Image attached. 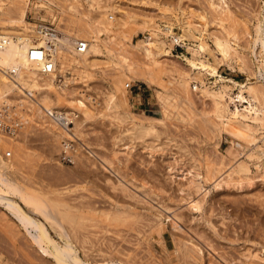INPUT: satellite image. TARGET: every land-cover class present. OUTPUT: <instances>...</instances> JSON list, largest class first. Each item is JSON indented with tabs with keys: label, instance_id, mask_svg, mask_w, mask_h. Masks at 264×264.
Returning <instances> with one entry per match:
<instances>
[{
	"label": "rangeland",
	"instance_id": "1",
	"mask_svg": "<svg viewBox=\"0 0 264 264\" xmlns=\"http://www.w3.org/2000/svg\"><path fill=\"white\" fill-rule=\"evenodd\" d=\"M39 1L32 0L30 9L27 10L26 20L30 28L34 29L37 25H46L54 29L69 31L72 34H81L83 37L86 36V38L89 34L90 37H93L94 34L96 36V33L93 34V32L100 30L102 40L100 45L104 54L97 58L99 59L96 61L97 64L95 63L87 73H82L77 69H70L62 74L61 67H59L57 86L61 85V88L66 89V91L64 93L62 89L57 90V92L52 91L51 100H56V104L59 107L54 105L55 107L62 110L67 109V111L72 110L77 114V122L69 125V130L73 133V136L69 138V150L64 147L66 145L64 139L67 136H62L60 129H57L60 134L57 138V135L54 136L55 133L53 131L48 132L49 128L45 126L43 121H50V119L48 117L46 119V114L42 110L43 107L38 105L37 102H24L26 99L23 98L24 96L19 90H16L4 101H0V120L1 118L3 119L0 121V155L5 156V153H11V155H8V160L12 164L7 173L8 177L16 182L24 193L35 194L42 199L44 207L57 215L59 223L70 235L73 245L79 250L81 258H85L83 253L86 250V259L89 258L90 254L95 255H91V258L87 259L89 264L96 261L95 253H98V249L101 248L102 251L100 250L98 253L100 257L112 256L118 252L120 256L116 254V256H119L117 259L121 258L123 260L124 258L125 260V258H128L126 259L127 261L131 258L132 261H127L129 264H251L252 262H249L248 257L252 253L259 254L260 258L264 260V166L261 165L258 168L255 164H251L250 180L244 183V188L237 189L234 188V183L241 177L233 175L231 179L227 176L230 173V164L225 158L231 147L230 145H233L234 142L236 144H241L242 142L248 147L238 160L247 162V155L255 148L254 142L252 140L243 141L228 134H224L223 139L219 138L218 133L215 131L216 129L213 127L216 117L215 114L213 115L214 107L211 100L203 97L200 91L195 89L188 96L179 95L180 90H177V86H175L179 73L190 74L193 77L197 74L196 71L192 72L188 68L187 60L192 58L188 48L199 42L198 31L206 34V42L209 48L212 49L205 54L206 58L214 65L217 64L215 59L217 50L211 39L215 21H223L229 30L232 29L231 33L235 36L234 40L236 45H238L237 49L247 62V66L242 71H240L233 60L229 62L232 67L227 63L221 62L219 74L227 79L243 83L255 71H258L259 65L261 67L264 65L263 59L259 58L257 61L255 55L252 54L251 48L253 47L252 41L256 38L258 25L262 22L264 24V11L262 10L264 0H226L232 14L229 12L224 13L223 10L221 13L219 12L220 10L217 11L211 8L209 0H102L100 7H98L99 5L91 6L88 0H81L82 9L84 10L81 9L80 14H72L67 10L65 11L68 3L62 0H44L45 4L37 12L34 8L37 5H41ZM48 7H52L53 10H49ZM114 8L116 10H113ZM112 12L115 16L111 18L116 22L110 24L102 21V23L100 22L102 25H99V21L102 19L99 17L101 13H103V16L104 13L110 14ZM130 17H136L137 20L147 18L154 21L155 25L161 29L173 26L177 34H183L187 39L184 45L182 43L173 44L170 41L167 42V45L171 47L170 53L160 57V67L152 68L138 47L139 43H141L140 41L145 40L148 34L144 35L142 32H137V26L127 24ZM94 20L96 23L98 22L97 25ZM187 22H190L191 26H194L196 30H190L186 24ZM104 24L107 26L112 25L111 29ZM0 25H2L1 21ZM85 26L86 28H84ZM87 26L90 28V32H88ZM125 34L130 36L131 40H124L123 35ZM113 39L120 49H129L133 54L131 58L134 63L132 65L134 69L131 66L133 71L125 70L124 64L120 62L115 52L111 57L108 55L110 41ZM161 41H164V39H161ZM202 79L206 87H211L214 90L219 89L222 85L219 81L214 83V78L211 76H205ZM257 81L260 84L263 83L261 78H258ZM249 82L252 81H247V83ZM228 85L233 86V83L231 82ZM111 88L121 89L119 90L120 93H118L126 101L124 112L131 119L145 123L152 122L150 118L153 117L163 120V123L156 122L155 125L159 130H163V132L160 131L161 138L159 141L160 145L164 144L161 147L163 151L161 149L158 154L164 152V156L148 157L142 147L130 153L128 150H123L122 146L118 144V138H120L121 133L128 127L130 122L128 120L120 123L119 120L111 116L105 117L103 115L105 114L104 100ZM232 92L237 94L238 90L235 86H233ZM186 97H188L187 99L190 97V99L187 100ZM38 102L40 103L41 101L38 100ZM53 103L55 104V102H50L52 106ZM164 105L168 107V111L164 109ZM37 108L42 114L36 110ZM35 111H38L39 115ZM34 112L35 114H33ZM86 112L92 113L93 116L88 118ZM34 115L37 116L35 117ZM39 116L41 119L38 118ZM14 132L17 135L15 134L16 137L13 138L12 134ZM260 144L262 145L263 143L259 142ZM62 146L67 151L64 148L62 149ZM65 151L67 153L71 151L72 153L70 152V155H68ZM91 152L93 154L96 152L94 155L98 156L91 157L93 155ZM74 155L76 158L72 161L73 159L70 157ZM87 155L91 157L89 160ZM95 158L101 165H104L102 164L106 161L104 159L110 161L113 158V166L119 171L118 175H121L120 177H122V174L124 175L122 177L124 184L126 179L128 181L130 177L136 180V184L131 178L129 179L131 183L127 182L130 188L127 189L131 190V193L126 191L127 189L125 191L119 189L123 192V194L119 195L121 197H119L118 194L121 192L117 191L118 193H115L120 186L114 178L115 175L111 176L106 170L103 171L104 169L100 168L102 166L94 160ZM223 160L226 163L221 166ZM5 161L8 162L7 159ZM125 163H128V165ZM191 164L200 166L204 189L208 191L203 201V208L199 212L192 211L189 208L185 197L186 192L190 191L194 199L203 198L202 193H197L191 188ZM219 167L223 168L222 174L224 177L226 176L227 184L229 183L230 186L228 184L220 190H215L214 181L221 174L217 172L220 169ZM172 169L177 173L183 171L184 175H176L170 178L169 172ZM120 171L122 174H120ZM214 172L216 173L214 174ZM107 174L110 175L114 183L109 182L111 181L109 175L103 180V175L106 177ZM126 176L129 177L125 179L124 177ZM106 181L110 183L111 189L109 188L110 186H107L108 183ZM232 182L233 184H231ZM131 184H133V187L138 184H144V188L147 189L138 190L136 187L132 188ZM113 185L116 190L112 188L114 187ZM132 190L137 194V196L134 195L136 199L141 197L138 199L140 202H137L138 200L136 201V199L132 200L131 195L129 196L130 198L128 197L129 194H134ZM144 190H148L149 194ZM126 192H129V194ZM123 195H127V197L122 198ZM145 195L147 196L144 197ZM58 196L65 202H62ZM109 196L113 198H109ZM55 197L56 199H54ZM113 199L115 201L118 199V204L112 201ZM16 200L18 202L21 201L19 198H16ZM142 200L148 202L145 203L143 201L142 203ZM124 203L126 207L122 206ZM1 207L0 264H38V262L39 264H45L46 262V264H49L48 261L43 260L36 248H31L29 236L26 235L25 229L22 228L23 231L20 230L21 233L16 237L21 245L18 242L16 243L17 246L11 244L12 237L10 234H12V231L9 232L8 229L11 230V228L6 226L7 224H14L13 222H17V220L2 205ZM91 208H98L99 210L94 209L91 212ZM158 208L163 213L157 210ZM167 208L168 210H165ZM104 209H107L109 214ZM101 210L105 211L103 212L104 214L101 213ZM128 211L130 214L127 213ZM117 212L122 214L118 213L119 216L116 217L114 214L116 215ZM131 213L134 214L132 215L134 221L131 217L128 218ZM140 215L144 216L145 220L141 218L142 220L140 221ZM38 216L33 215L36 219L44 221L51 235L61 244L62 242L57 232L49 222H45L43 218ZM166 216L174 218L170 219ZM77 220L82 222L78 223ZM135 220L136 223L134 224ZM224 221L225 223H223ZM86 223L87 226H94V229L98 226L101 229L99 227V229L96 228L94 230L95 234L92 235L91 233H94V231L89 226L90 229L87 228L89 231L91 230V233H86L88 231L85 228ZM97 224L98 226L95 227ZM159 224L164 225L162 235L158 232ZM79 227L80 229L83 227L85 229L79 230L77 229ZM103 227L105 230H103ZM107 229L110 231L107 232ZM98 231L100 232L98 233ZM116 231L120 232L119 235H117L118 232ZM154 231H157V233L153 234ZM86 234L87 237H84ZM98 234L99 236L97 237L96 235ZM84 238H88V242H86V239L84 241ZM91 239L93 240L90 242ZM129 241L131 242L129 243ZM25 243L29 244V246H26ZM183 244H195L200 251L187 252ZM20 246H22L21 249ZM120 248H123V250L126 248L127 251L135 249V252H128L129 254L127 255V251L125 253ZM34 249L37 251H34ZM178 249L179 252H177ZM110 251L112 255L107 254ZM102 252H105L107 256ZM32 254L34 255L32 256ZM84 258L83 260L85 261L86 259ZM92 258L94 261H91ZM252 261L253 263L256 261L264 264L261 259H253ZM118 263L120 264L119 261Z\"/></svg>",
	"mask_w": 264,
	"mask_h": 264
},
{
	"label": "bare ground",
	"instance_id": "2",
	"mask_svg": "<svg viewBox=\"0 0 264 264\" xmlns=\"http://www.w3.org/2000/svg\"><path fill=\"white\" fill-rule=\"evenodd\" d=\"M62 1L68 3V4H66L67 6H66L65 11L67 10L68 12H70L72 14H80L81 13V9H82L81 0H62ZM101 1L102 0H88V2L91 4V6L99 5L98 7H100ZM31 2H32V0H3L0 2V21L2 22V25H0V101H4L6 98H8L16 90L17 91L19 90L23 94V96H24L23 98L26 99V100H24V102H27V101H30L31 103L37 102L38 105L43 107L42 110H43V113L45 112V114H46V119L49 118L51 121L50 122L49 120L42 119V120H46L45 122L43 121V123H45V126L49 128L48 132L53 131L55 134L54 133H52V134H54V136L57 135L56 138L60 134H62V136H64V137L67 136V137H65L66 139H64V141L66 142V145L64 147L67 150H69L70 149L69 148V146H70L69 145V140H70L69 138H71L73 136L72 135L73 133H71V131L69 130V125L73 122H75V123L77 122V119H76L77 114L75 112H73L72 110L67 111V109L62 110L60 108L55 107L56 105L58 106V104H56V100H54V101L51 100V95L53 94L52 91L57 92V90H59V89H62L63 93H64V91H66V89L61 88L62 87L61 85L57 86L59 67H61V73L62 74L65 71L70 70V69H75V70L77 69L78 71H81L82 73H87L88 70H90L95 65L96 61L99 60L97 58L100 57V55L104 54L103 49L101 48V45H100L102 42L101 37H100V30L93 32V34L96 33V36L94 34L95 37L94 36L90 37V34H89V36H87V38H86V36L83 37L81 34H72V33H69V31L66 32L65 30L54 29V28L48 27L46 25H37L36 28L32 29L28 26L29 23L26 20V14L28 12L27 10L30 9ZM39 3L41 5H37L34 8L36 11L40 10V8L43 6V4H45L44 0H40ZM209 4H210L211 8H213L217 11L220 10L219 12H221V13L223 10L224 13L229 12L230 14H232L231 8H230V6L226 0H209ZM62 8H64V7H62ZM48 9L49 10L51 9V11L53 10L52 7H48ZM82 10H84V9H82ZM113 10H116V8H114ZM262 10L264 11V3L262 5ZM37 12H39V11H37ZM102 14L103 13H101V16H99L102 18L101 21H99L100 19L98 20L99 25H102V24H100V22L102 23V21H103V23H110V24H112L113 22L114 23L116 22L113 19L115 16L113 12L110 14L104 13L103 16H102ZM93 17H95V16H93ZM111 17H113V18H111ZM129 19L130 20L127 21V24H129L131 26H133V25L137 26V32H142L144 35L148 34V37L145 40L140 41L141 43H139L138 47L142 51L141 54L148 61V64H150L152 66V68L153 67L157 68L158 66L160 67V57L166 56L170 53L171 47L169 45H167V42L170 41L173 44L182 43L184 45L185 40L187 39V38H185V36L183 34L182 35L177 34L175 32L173 26H167L166 29H161L160 27H157L155 25L154 21L148 20L147 18L137 20L136 17H130ZM92 20H93V18H92ZM95 20L97 21V19H95ZM95 20H94V22H95ZM97 23L95 22L96 25H97ZM95 24H94V28H95ZM124 24H126V23H124ZM186 24L188 25L190 30H192V31L196 30V28L194 26H191L190 22H187ZM105 26H107V25H105ZM108 26H109V28L112 27V25L111 26L108 25ZM84 28H86V26ZM104 28H106V27H104ZM87 29L89 30L88 32H90V28H88V26H87ZM213 30L214 31L211 33V39H212V42H213V44L217 50L216 56L213 54L215 56L217 64L214 65L213 63H211L206 58L205 54L212 49L209 48V46L206 42V38H207L206 34H204L202 31L197 30L199 33V42L196 45H193L190 48H188V50L190 51V53L192 55V58L187 60L188 68L192 72L196 71L197 74H195V76L193 77L190 74L179 73V78L176 80V85H175V83H174V85L177 86L176 87L177 90H180L179 95L188 96L190 94V92H192L193 89H195V90H199L200 94L203 97L209 98L211 100V103L213 104V107H214L213 108L214 109L213 115L215 114V117H216V122L213 124L214 125L213 127H214V129H216L215 131L218 133L219 138L223 139L224 134H228V135H231L233 137L242 139L243 141H248V140L251 141L252 140L254 142L255 148H253L251 150V152L247 155V157H248L247 162L238 160L240 155L243 154L245 149H247V147H248V146H246L245 143H242V142H241V144H236V142H234L233 145H230L231 147L229 148L228 153L225 157L228 160V163L230 164V171H229L230 173L227 176L229 178H231L233 175L240 176L241 178H239V180H236V182L234 181L235 182L234 188H237V189L241 188L242 189L245 186L244 183H247L248 180H250V178H251V176H250L251 164H255L258 168L261 167V165L264 166V65L262 67H261V65H259L258 71H255L253 73V75L250 76V78L248 77L246 79V82H243V83L234 81V80L229 79V78L227 79V78L223 77L222 75H220L219 74V66L221 65V62L227 63L229 66L232 67V64H230L229 62L231 60H233V61H235L236 65L238 66L240 71L245 69V67L247 66V62H246L244 56H242L239 53V50L237 49L238 45H236V43H235V40H234L235 36L233 35V33H231L232 29L229 30L228 26H226L223 21H215V26H214ZM123 39L124 40H131V37L125 34V35H123ZM161 39L162 40L164 39V41H161ZM252 45H253V47L251 48L252 54L255 55V58L257 59V61L259 60V58H262L263 64H264V24H263V22L260 23L257 27L256 38L252 41ZM114 52L116 53L115 55L118 56V59L120 60V62H122L124 64V67L126 68L125 70H128L129 72L133 71L134 67L132 65L134 63H133V61H131L133 54L131 53V51H129V49L128 50L126 48L120 49L119 45L116 44L114 39H113L110 41V47H109V50L107 53L111 57L114 55L113 54ZM210 54H211V52H210ZM131 66L133 69L131 68ZM205 76L213 77L214 81H215L214 83H217V81H219L222 85L217 90H214L211 87H206V84L202 79V77H205ZM258 78H261V80H263V83L260 84L257 81ZM247 81H252V82L247 83ZM228 82L229 83L232 82L233 86H235L237 88V90H238L237 94L232 92L233 86H229ZM109 90L110 91L108 92V94L104 100L105 114H103V115L105 117L111 116L112 118L119 120L120 123H123V122L128 121V120L130 122V124L128 123L129 124L128 127L126 129H124V131L121 133L120 138H118V141L116 140L118 142V144L120 146H122L123 150H128V152H130V153L135 151L137 148L142 147V149L146 153V156H148V157H156L157 155L162 156L164 152L163 153L161 152L162 154H158V152L161 151V149H162L161 147H162V145H164V144L160 145V142H159L160 138H161V132H163V130H161V129L159 130L157 128V126L155 125V123L156 122H162L163 123V120H161L160 118L153 117V118H150V120L152 122L145 123V122H137L135 119L134 120L131 119L124 112L126 101L123 100V97H121L119 95V93H120L119 90H121V89L120 88H117V89L111 88ZM174 92H176V91H174ZM19 97L21 98V96H19ZM187 98L188 97H186V99ZM59 99H61V98H59ZM189 99H190V97H189ZM189 99H187V100H189ZM38 100L43 102V103H41V102L39 103ZM50 102H55V104L53 103V106L55 105L54 108L51 105L52 103L50 104ZM41 104H43V105H41ZM50 106H52V107H50ZM165 106L166 105H164V107ZM240 107H242V108L240 109ZM38 108H40V107H38ZM38 108L36 110L39 111ZM55 108H57V109H55ZM164 109L167 110L168 107H165ZM38 111L37 112L35 111L37 113V115H39L38 113L40 112V111L39 112ZM35 112L33 114H35ZM102 113H104V112H102ZM98 114H100V113H98ZM37 115H34V116L36 117ZM103 115L101 114L102 117H103ZM86 116L88 118H91L93 116V114L86 112ZM38 118H40V116ZM43 118H44V115H43ZM213 118H214V116H213ZM1 120H3V119L1 118ZM5 123H4V125H5ZM12 129H14V128H12ZM57 129H60V131H61L60 134L57 131ZM12 132H13V130H12ZM15 134H16L15 132H14V134H12L13 138L16 137ZM61 139H63V137H61ZM168 140H167V142H168ZM259 142H262L263 144L259 145ZM164 143H165V141H164ZM64 147L62 146V149ZM162 151H163V149H162ZM68 152L70 153L71 151H68ZM69 153H67V154L70 155ZM95 153L96 152H94V154ZM89 154H90V151H89ZM91 154H93V153L91 152ZM94 154L91 155V157L95 156ZM8 155H11V153L10 154L5 153V156L0 155V207L2 205L6 209V211L9 214H11V216H13L17 220V222L12 221L14 224H11V225L7 224V226H6V227L11 228V230L8 229L9 232L12 231V234H10L12 237L11 238L12 239L11 244L17 246L16 243L18 242V240H17L18 238H16V237L21 233L20 230H22V228H23V229H25V231L27 233L26 235L29 236V242L31 243L30 245L32 246L31 248L32 249L36 248L38 250V252H40V255L43 257V260L48 261L49 264L50 263L51 264H89V263H87V261H88L87 259H90L91 258L90 256L93 254H90V256L88 254L89 258L86 259V254H85L87 252V250H86V252L83 253L85 255V258L84 257L83 258L86 260L84 261L83 258H81V256L79 255V250H77L76 247L73 245V242L70 238V235L66 232V230L63 228V226L59 223L57 215L44 207V205L42 204L43 203L42 199H40L35 194L24 193L23 189L16 182H14L13 180H11L8 177V174H7L8 170H10V168L12 167L11 166L12 164H10V162L8 160L9 159ZM97 156H95V157H97ZM87 157H88L87 158L88 160L91 158V157H89V155H87ZM112 157L115 159L114 156H112ZM70 158H72L73 159L72 161H74L75 160L74 158H76V156L74 155ZM103 158H105V157H103ZM107 158H108V156H107ZM109 158H110V156H109ZM225 158H223V159L225 160ZM5 159H7V161L9 163L6 162ZM100 159H102V158H100ZM94 160H96V158ZM104 160H106V161L103 162ZM104 160L103 161L99 160V161H102L103 163L102 162L101 163L104 165L99 164L97 162V160H96V162L102 166V167H100V166L99 167L103 168L104 169L103 171L106 170V172H108L111 176L115 175L114 178L119 183V185L122 186V187L119 186V188H118L117 184L115 183L116 187L118 188L116 190L115 186L113 185L114 187H112V188H115L114 189V190H116L115 193H118L117 191H120V190L125 191L127 188H129L128 187L129 183H127V182L129 181V179L131 177L130 178H128L129 176L124 177L125 179L128 178V181L126 179V182L124 184L123 183L124 181H122L123 180L122 177L124 175L122 174L121 171H120L121 172L120 174H122V177H120L121 175H118L119 171L116 168H114L113 160L112 161L110 159H109L110 161H107V159H104ZM224 160L221 163V166L226 163V162H224ZM262 162H263V164H262ZM94 164H95V162H94ZM125 164L128 165V163H125ZM96 165H95V168H96ZM191 165H192L191 169H190V173L192 174V178H191L192 187L191 188L193 189V191L195 190L197 193H202L203 194V198H202L203 200L202 199H194L192 197V194L190 193V191L188 193L186 192L185 197H186V200L189 204V208L192 211L199 212L203 208V201L206 198L208 191L206 189H204V185L202 182L203 177H202V172H201L200 166H198L197 164H191ZM207 166H209V165H207ZM222 170H223V168H220L217 171L218 173H221V174H219L218 177L216 178V180L214 181V183H215L214 189L215 190H220L225 185L227 186L229 184V183L227 184V181L225 178L226 176L225 177L223 176ZM103 171H101V172H103ZM215 173L216 172H214V174ZM103 174H104V172H103ZM109 174H107L106 177L103 175V180H104V178H107V176ZM124 174L126 175V173H124ZM110 175H109V179L111 180ZM176 175H184V174H183V171H179L177 173L174 169H172V171L169 172L170 178H173ZM109 179H107V180L109 181ZM115 179H114V181H115ZM108 181H106V183H108L107 186H110L109 182H112V180L109 182ZM133 181L135 182L136 180H133ZM133 181H132V183L134 184ZM129 182L131 183V180ZM112 183H114V182H112ZM143 183H145V182L143 181ZM133 184L130 185L132 188L136 187L138 190L147 189V188H144L145 187L144 184H138V185H135L134 187H133ZM135 184H136V182H135ZM231 184H233V182ZM229 186H230V184H229ZM109 188L111 189V186ZM129 189H127L126 191H130V193H131V190H129ZM144 191L147 192L148 190H144ZM126 193L129 194V192H126ZM133 193L134 194L128 195V197L131 195L130 197H132V200L136 199L135 196H137L135 191H133ZM121 194H123V192L118 194V196ZM95 195H96V193H95ZM195 195H196V193H195ZM146 196L147 195H145L144 197H146ZM110 197L111 196H109V198ZM119 197H121V196H119ZM124 197H127V195L126 196L123 195L122 198H124ZM16 198H19L21 201L18 202L16 200ZM111 198H113V197H111ZM139 198H141V197H139ZM54 199H56V197ZM60 199L62 201V198H60ZM118 199H116V201L113 199L112 201H115L116 204H118L117 203ZM138 199H136V201ZM144 200H146V199H144ZM144 200H142V203ZM56 201H58V200H56ZM137 202H140V201L138 200ZM144 202L146 203L148 201H144ZM128 203H129V201H128ZM132 204H134V203H132ZM132 204H131V206H132ZM135 204H137V203H135ZM148 204H150V203H148ZM122 206H125V203ZM122 206L120 205L119 207H122ZM127 206H129V205H127ZM59 209H61V208H59ZM94 209L96 210L98 208H94ZM94 209H92L91 212ZM104 210H107V209H104ZM157 210H159V208ZM165 210H168V208ZM68 211H66V212H68ZM159 211L162 212V210H159ZM94 212L97 213L96 211H94ZM103 212H105V211H102L101 213H103ZM106 212H107V214H109L108 210ZM110 212H111V210H110ZM118 213L120 215L122 214L120 212H117V214L116 215L114 214V216H116V217L119 216ZM127 213H129V211ZM165 213H166V211H165ZM32 214L33 215L34 214L39 215L41 218H43V220H45V222H49V224L52 226V228L57 232V235H58V237L62 243L60 244V242L57 241L51 235V233L48 230V228L46 227L44 221H42V220L40 221V219H36L35 217H33ZM123 214H124V212H123ZM4 215H6V214H4ZM132 215H134V214L131 213V216L128 217V214H127V217L128 218L131 217V219L134 221V217H132ZM125 216H126V213H125ZM135 216H137V214H135ZM138 216H139V214H138ZM140 216H141L139 219L140 221L142 219L145 220L144 216H143L144 218L142 217V215H140ZM166 217L170 218L169 216H166ZM172 218H174V217H172ZM172 218H170V219H172ZM175 218L177 219V217H175ZM9 221H10V218H9ZM79 221H78V223L82 222V221L81 222H79ZM83 223H85V222H83ZM87 223H86L85 228H87V227L89 228V226H90V225L87 226ZM135 223H136V220H135L134 224ZM223 223H225V221ZM68 224H69V222H68ZM70 225L72 226V224H70ZM78 225H76V226H78ZM96 226H98V224L95 225V227ZM133 226H135V225H133ZM98 227H96V228H98ZM85 228L83 227L81 229H85ZM88 228H87V230H88ZM90 228H92L93 231L96 230V228L94 229V226L93 227L90 226ZM99 228L101 229V227H99ZM111 228H113V227H111ZM77 229L81 230L80 227ZM125 229H126V227H125ZM136 229H134V230L136 231ZM103 230H105L104 227H103ZM103 230H101V231L103 232ZM139 230H141V229H139ZM88 231L86 233L90 234L91 230L89 232ZM106 231L108 232L110 230L107 229ZM83 232H85V231H83ZM99 232L100 231H98V233ZM116 232H118V231H116ZM158 232L162 235V232H164V225L159 224ZM119 233L120 232H118V234L117 233H115V234L119 235ZM155 233H157V231H154L153 234H155ZM91 234L94 235L95 231H94V233L92 232ZM22 235H24V234H22ZM92 235H90V236H92ZM96 236L98 237L99 234ZM120 236H121V234H120ZM127 236H126V238H127ZM84 237H87V234ZM100 238H101V236H100ZM8 239H9V237H8ZM25 239H26V237H25ZM85 239L86 238H84L83 240L85 241ZM87 239H86V242H88ZM122 239H124V238H122ZM92 240L93 239H91L90 242ZM97 240H95V241H97ZM103 240H104V238H103ZM107 240H109V239H107ZM125 242H127V241L125 240ZM130 242L131 241H129V243ZM22 243H24V242H22ZM94 243L96 244V242H94ZM77 245H79V244H77ZM183 245L185 246V250L187 252L194 251V250L195 251L197 250L198 252L200 251V249L197 248L195 244H189V245L183 244ZM26 246H29V244L28 245L26 244ZM147 246H149V245H147ZM21 247L22 246H20V249H21ZM88 247H90V246H88ZM36 249H34V251ZM120 249L123 250V248H120ZM9 250L11 251L12 249H9ZM96 250H97V248H96ZM98 250L100 252V250L102 251V248L98 249ZM98 250H97V252H98ZM116 250H117V247H116ZM128 250H129V248H128ZM134 250L127 251L125 248V250H123V251L124 252L127 251V253L126 252L125 253L128 255L130 252L131 253L135 252ZM12 251H14V250H12ZM118 251L120 252V250H118ZM82 252H84V251H82ZM88 252H90V251H88ZM93 252H95V250H93ZM106 252H108V250H106ZM177 252H179V249ZM98 253H95L96 254V257H95L96 261H94L92 258L91 261H94L92 264H119L118 261L120 262V264H129L127 261L131 260V258L127 261H126V259H128V258H125V260H124V258H123V260L121 258L117 259L120 256L118 252H116V254L119 256H116V254L115 255L113 254L116 257H114L112 255L111 251L107 254L108 255L111 254L113 257L107 256V254L105 252L104 253L102 252V253L106 254L107 257H102V256L100 257V255ZM124 254H123V256H124ZM33 255L34 254H32V256ZM93 256H95V255H93ZM28 257H30V256H28ZM28 257H27V259H28ZM248 258H249V262H252L251 264L257 263L256 261H254L255 263H253V261H252L253 259L254 260L255 259H259V260L261 259L264 262V260L262 258H260L259 254H255V253L250 254V256ZM194 260H196V259H194ZM21 261H22V259H21ZM131 261H130V263H131ZM246 261H247V258H246ZM27 262H28V260H27ZM32 263H33V261H32ZM38 264H39V262H38ZM257 264H260V263H257Z\"/></svg>",
	"mask_w": 264,
	"mask_h": 264
}]
</instances>
